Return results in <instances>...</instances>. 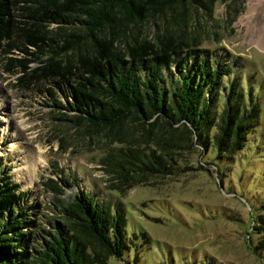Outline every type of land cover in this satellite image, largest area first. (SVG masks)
<instances>
[{"label": "trees", "instance_id": "16d2710c", "mask_svg": "<svg viewBox=\"0 0 264 264\" xmlns=\"http://www.w3.org/2000/svg\"><path fill=\"white\" fill-rule=\"evenodd\" d=\"M217 1L0 0V66L18 73L27 90L55 84L45 93L71 113L59 112L65 120L92 129L127 121L141 127L138 139L124 137L101 161L117 179L107 188L122 192L147 176L175 173L197 151L233 157L259 122V100L243 89L234 62L202 47L201 32L189 29L191 11L212 12ZM155 17L161 22L152 38L133 34ZM54 174L42 181L54 216L34 228L21 206L28 192L0 165V264L121 258L130 248L122 209L78 188L72 171Z\"/></svg>", "mask_w": 264, "mask_h": 264}, {"label": "rangeland", "instance_id": "374dc122", "mask_svg": "<svg viewBox=\"0 0 264 264\" xmlns=\"http://www.w3.org/2000/svg\"><path fill=\"white\" fill-rule=\"evenodd\" d=\"M191 18L201 46L227 55L243 89L258 98L259 122L233 157L217 158L212 149L185 154L175 173L147 176L122 192L107 188L117 179L101 161L124 137L138 139L141 127L127 121L92 129L65 120L59 112L71 113L45 93L55 84L27 90L18 73L0 66V165L28 192L21 206L32 214L31 227L54 216L42 181L62 168L74 173L78 188L125 215L130 248L108 264H264V0H219L212 12L198 8ZM160 22L150 18L133 34L152 38Z\"/></svg>", "mask_w": 264, "mask_h": 264}]
</instances>
